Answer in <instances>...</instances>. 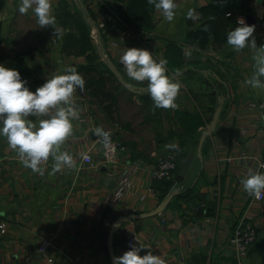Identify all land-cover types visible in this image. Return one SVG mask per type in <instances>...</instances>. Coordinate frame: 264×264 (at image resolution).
<instances>
[{"label":"crops","instance_id":"0c3cea01","mask_svg":"<svg viewBox=\"0 0 264 264\" xmlns=\"http://www.w3.org/2000/svg\"><path fill=\"white\" fill-rule=\"evenodd\" d=\"M211 1L176 0L172 23L155 8L149 11L150 20L135 27L152 36L144 43L122 36L120 27L106 20L108 9L117 12L115 5H119L124 10L127 0H81L82 8L74 0H53L55 35L52 27L39 28L31 10L21 14L20 0H4L0 9V64L19 70L33 91L52 73L87 63L86 54H79L75 42L77 30L64 26L59 16L62 9L75 13L78 7L86 20L98 26L105 54L127 83L140 92L128 90L115 77L121 86L111 88L116 102L113 117L108 119L99 105L101 98H93L88 88L77 90L75 98L82 111L79 120L73 121V136L64 145L76 160L71 170L50 175V160L43 176L33 173L0 136V221L6 223L0 230V264H112L107 237L112 222L120 216L130 218L113 234L115 256L123 255L129 237L134 235L147 248L140 255L149 249L161 255L166 264H232L228 238L244 213L257 223L259 236L242 260L244 264H264V199L249 196L240 184L247 168L257 169L264 160V123L258 116L264 90L245 84L254 71L250 48L236 52L227 39L221 46L209 43L203 49L187 42L188 22L196 26L198 8ZM250 8L247 14L255 19L259 47L264 45V25L256 21L264 19V0H251ZM189 9L194 10L191 18L187 16ZM94 30L90 27V38L97 46ZM69 32L75 38L69 37ZM170 43L181 56L175 55L176 64L168 67V74L180 82L181 89L177 107L165 110L155 108L141 91L146 82L138 84L127 77L120 56L126 48H152L159 59H165ZM186 51L191 52L190 57ZM97 57L102 61L98 52ZM218 106L217 124L205 137L199 154V139ZM187 113L201 115L203 124L196 131L181 127L185 122L193 126L187 117H180ZM97 127L125 147L113 164L102 162V143L94 132ZM181 136L191 153V164L181 180L174 177L162 198L170 181L158 184L159 188L151 169L167 147L180 146ZM86 152L91 154L90 163L81 158ZM133 163L137 164L134 172ZM174 189L178 193L192 189V196L175 198L176 193L162 212L151 214ZM133 215L138 216L131 218ZM44 239L49 246L40 252L38 245Z\"/></svg>","mask_w":264,"mask_h":264},{"label":"clouds","instance_id":"9594fccd","mask_svg":"<svg viewBox=\"0 0 264 264\" xmlns=\"http://www.w3.org/2000/svg\"><path fill=\"white\" fill-rule=\"evenodd\" d=\"M147 3L154 6L165 21L172 23L175 20L176 0H147ZM29 10L33 12L39 28L52 27L56 34L53 0H20L19 12L27 14ZM193 15L194 10L189 9L187 16L191 18ZM236 23L238 26L227 32V44L236 52L245 48L252 50L254 71L245 84L264 90L261 80L264 78V45L257 46L255 25H248L243 18H238ZM185 55L190 57L191 52L186 51ZM120 63L132 81L138 84L146 82V89L141 91L147 93L155 108L168 110L177 107L181 84L168 74L167 59L157 60L149 50L132 47L125 49ZM26 83L18 70L0 64V136L6 139L19 162L33 173L43 176L50 160V175L74 169L76 160L64 150V145L73 136V121L79 120L81 115L75 94L77 90L85 91V79L75 67L67 66L52 73L34 92ZM94 132L108 148L110 133L102 127L95 128ZM171 147L178 148V145ZM80 155L84 160L89 159L86 153ZM240 184L249 196L259 199L264 195V172L249 167ZM143 249L147 248L139 242L132 243L130 250L113 258V264H166L161 255H155L149 249L145 255H140Z\"/></svg>","mask_w":264,"mask_h":264},{"label":"trees","instance_id":"16d2710c","mask_svg":"<svg viewBox=\"0 0 264 264\" xmlns=\"http://www.w3.org/2000/svg\"><path fill=\"white\" fill-rule=\"evenodd\" d=\"M118 1L122 2L123 0ZM250 2L251 0H212L200 6L198 8L200 14L198 24L193 26V23L190 21L188 22L189 28L186 33L187 42L199 49L207 47L209 43L214 46H221L227 39V32L232 30L236 25L237 16L250 12ZM3 5L4 0H0V9ZM115 9L119 12L118 14L124 21L134 28H139L140 26L143 27L142 20H150L151 15L149 11H153L154 6L149 5L147 0H127V5L124 10H121L119 5H117V7L115 5ZM59 16L64 26H69L71 29L75 27L77 30L79 36L76 38L77 41L75 42L79 45V54H86L87 63L75 68L85 79V88H88L90 95L93 98L95 96L101 98L99 105H101L107 118L111 119L113 117L116 96L110 88L109 82L111 77L115 80L116 78L104 62L98 61L97 48L92 44L90 38L91 26L89 20H86L87 18L85 19V17L82 16L78 7L75 13L69 9H62ZM68 36H73L75 38L74 33L71 32L68 33ZM172 45L173 44L169 45L165 52V59L168 60V67L176 64L175 55L181 56L180 50L175 51ZM118 85L121 86L119 83ZM180 117L181 119L187 117V121L193 124V126H188L185 122L181 126L184 130L190 132L196 131L198 126L203 124L201 115L198 113L181 114ZM169 149L178 151V165L175 170V177H177L180 165L189 152V149L186 148V140H183L181 136L180 146L178 148L170 146ZM172 180L173 179L156 181L157 185L165 181H170L166 183V190L163 191L162 198L165 192L171 188ZM160 185H158L159 188ZM192 192V189L182 190L175 195V198H188L192 196Z\"/></svg>","mask_w":264,"mask_h":264},{"label":"built area","instance_id":"2783aa9c","mask_svg":"<svg viewBox=\"0 0 264 264\" xmlns=\"http://www.w3.org/2000/svg\"><path fill=\"white\" fill-rule=\"evenodd\" d=\"M238 18H243L245 20L244 14L238 15L236 21ZM106 20L107 22H111L118 25L120 27L121 35L126 38H134L144 43L149 42L153 39L148 32L143 30H137L129 26L124 21V19L121 18L120 15L112 9H108ZM256 24L264 25V19L261 18L257 20ZM92 36L93 38L96 37L95 30ZM147 50L152 52L154 58L159 60V58L155 54L154 49L147 48ZM43 83H45V81ZM27 87L31 91H33L29 86ZM258 116L262 121V123H264V99H262L258 104ZM123 150H125V147L114 139H111V143L108 148H105L102 144V162L107 164L115 163L119 151H123ZM86 154L89 156V159L88 160L82 159V160L85 163H90L92 161L91 154L89 152H86ZM177 165H178V151L173 149L170 150L169 147H167L166 151L157 158L154 167L151 169V176L154 180L174 179ZM262 165H264V160L258 163L257 170L264 172V167H262ZM136 167H137L136 163H133L131 165L132 172L136 170ZM255 199L262 200L264 199V195H262L261 198L259 199L257 198ZM5 226H6L5 221H0V230H2ZM258 236H259V230L257 223L252 218H250V216L247 213L242 214L238 218V221L236 225L233 227L231 234L229 235L228 238V245L233 251L234 261L232 264H244L242 260V255L248 249V247L251 244H253L256 241V239H258ZM136 239L138 241V238L134 235L129 237L127 244L125 245L123 250L125 252L130 250V244L138 243ZM48 246H49V242L46 239H44L38 245V250L40 252H45Z\"/></svg>","mask_w":264,"mask_h":264},{"label":"water","instance_id":"95a60500","mask_svg":"<svg viewBox=\"0 0 264 264\" xmlns=\"http://www.w3.org/2000/svg\"><path fill=\"white\" fill-rule=\"evenodd\" d=\"M74 2L78 5V7L82 8V2L81 0H74ZM245 20L246 23L248 25H255V19L253 18V16L251 14H246L245 15ZM90 26L95 28V30L97 31V35H96V41H97V52L98 55L100 56L101 60L107 65V67L110 69V71L115 75V77L117 78V80L128 90L133 91V92H140L139 90L134 89L129 83H127V81L123 78L121 72L119 71V69L117 68V66L115 65V63L112 61V59L110 57H108L105 54V49H104V45H103V40L101 37V32L98 28V26L89 21ZM219 113H220V106H218L215 111L214 114L212 116V119L210 121V123L208 124L206 130L201 134V137L199 139L198 142V150H199V154H200V149H201V145L205 139V137L207 135H209L215 128L217 121H218V117H219ZM191 153H188L184 159V161L182 162V164L180 165V169L178 171V175H177V180H181L183 178V176L186 174L189 165L191 164ZM178 193V189H174L171 191V193L159 204V206L151 212V214H157L163 211V208L168 204L169 200L171 199V197ZM138 215H133L131 216V218H135ZM128 218H130V216H120L117 217L111 224V227L108 231V237H107V249H108V253L109 256L111 258L112 264H113V258L116 257L113 251V234L116 232L118 226L126 221Z\"/></svg>","mask_w":264,"mask_h":264},{"label":"rangeland","instance_id":"374dc122","mask_svg":"<svg viewBox=\"0 0 264 264\" xmlns=\"http://www.w3.org/2000/svg\"><path fill=\"white\" fill-rule=\"evenodd\" d=\"M109 86L110 88L117 90L116 88H119L120 86H118V83L115 79H111V81L109 82Z\"/></svg>","mask_w":264,"mask_h":264}]
</instances>
